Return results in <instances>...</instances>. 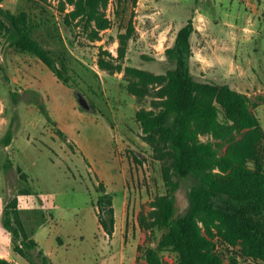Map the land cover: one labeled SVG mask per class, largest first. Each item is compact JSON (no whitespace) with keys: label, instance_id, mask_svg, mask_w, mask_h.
Masks as SVG:
<instances>
[{"label":"rangeland","instance_id":"1","mask_svg":"<svg viewBox=\"0 0 264 264\" xmlns=\"http://www.w3.org/2000/svg\"><path fill=\"white\" fill-rule=\"evenodd\" d=\"M0 6L28 15L32 37L64 66L68 79L63 84L37 58L10 47L0 27L1 257L29 264L13 252V236L3 223L4 207L15 198L28 238L34 240L37 231L39 248L53 264H147L143 250L155 247L162 233L152 212L166 192L163 174L170 172L172 158L157 136L143 135L135 114L159 111L166 90L162 82L142 95L129 92L135 79L124 68L155 75L173 69L164 49L189 19L192 78L226 84L249 99L263 133L257 155L264 167V0H106L100 12L108 27L97 38L88 29L93 22L66 19L73 9L66 0H2ZM121 50V72L98 66L100 56L115 63ZM77 93L89 111L78 106ZM218 119L227 123L221 110ZM8 131L12 139L5 145ZM200 139L217 142L208 134ZM178 181L176 216L185 212L195 183L191 177ZM100 182L112 196L113 239L96 221ZM214 241L224 264H264L218 237ZM160 257L162 264H177L175 253Z\"/></svg>","mask_w":264,"mask_h":264},{"label":"trees","instance_id":"2","mask_svg":"<svg viewBox=\"0 0 264 264\" xmlns=\"http://www.w3.org/2000/svg\"><path fill=\"white\" fill-rule=\"evenodd\" d=\"M66 1L73 6L66 19H84L86 25L93 22L95 27L88 28L93 38L108 27V20L100 12L106 0ZM0 16L2 37L9 46L37 58L59 81L68 85L64 66H58L51 53L32 37L34 23L28 15L14 14L0 6ZM193 31L189 19L177 31L173 45L164 49L166 57L175 62V67L164 75L131 66L124 68L125 75L135 79L127 87L129 92L142 95L149 85L162 82L166 90V99L159 111L141 109L135 114L143 135L157 136L172 158L170 172L163 174L166 192L156 200L152 212V222L162 233L155 247L143 250V256L147 264H162L160 252L170 251L176 254L177 264H224L215 252L214 239L218 237L230 247H239L243 256L264 262V167L257 155V144L263 137L260 123L244 94L226 84L198 82L192 78L190 36ZM122 59L121 50L115 63L100 56L98 66L121 72L119 60ZM39 109L49 121L45 108ZM220 110L227 123L219 121ZM204 134L217 142L202 141L200 136ZM11 139L12 133L8 131L5 145ZM249 162L253 168L248 166ZM187 177L195 183L187 193L185 212L176 216L174 193L179 187L178 180ZM98 191L96 221L111 239L115 228L112 196L102 182ZM4 214V226L13 236V252L29 264H36V260L38 264H53L38 244L28 238L15 198L5 205ZM140 249L138 246L137 250ZM0 264L16 263L0 258Z\"/></svg>","mask_w":264,"mask_h":264},{"label":"water","instance_id":"3","mask_svg":"<svg viewBox=\"0 0 264 264\" xmlns=\"http://www.w3.org/2000/svg\"><path fill=\"white\" fill-rule=\"evenodd\" d=\"M76 96H77V102L79 104L78 106H80L85 111H89L91 108L88 102L85 100V98L80 93H77Z\"/></svg>","mask_w":264,"mask_h":264},{"label":"crops","instance_id":"4","mask_svg":"<svg viewBox=\"0 0 264 264\" xmlns=\"http://www.w3.org/2000/svg\"><path fill=\"white\" fill-rule=\"evenodd\" d=\"M115 223H116V218H115ZM99 225V224H98ZM44 225L42 224L41 225V227H43ZM40 227V228H41ZM115 233H116V228H115V231H114V233H113V238H114V235H115ZM37 231L34 233V235H33V239H34V241L38 244V246L39 247H41L40 246V243H39V240H38V238H37ZM112 238V239H113ZM42 250H43V252L48 256V258L52 261V258H51V256H50V254H49V252L47 251V250H44L43 248H41ZM2 255L0 254V258H4V257H1ZM16 263V262H15ZM133 263V262H132ZM17 264V263H16Z\"/></svg>","mask_w":264,"mask_h":264}]
</instances>
